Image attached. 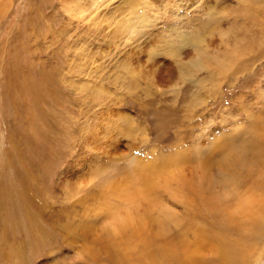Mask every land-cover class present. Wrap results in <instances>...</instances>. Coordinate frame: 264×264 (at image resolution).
Here are the masks:
<instances>
[{"label":"rangeland","instance_id":"rangeland-1","mask_svg":"<svg viewBox=\"0 0 264 264\" xmlns=\"http://www.w3.org/2000/svg\"><path fill=\"white\" fill-rule=\"evenodd\" d=\"M248 4L0 0V264H227L210 238L198 260L162 254L183 239L196 249L200 230L244 242L242 263L264 264V216L238 209L247 198L264 205V155L240 172L233 196L189 187L204 174L198 153L216 178L221 145L264 136V46L248 42L264 36V13ZM182 153L175 174L189 185L163 180L156 190L180 224L158 225L162 209L144 199L131 213L104 193L110 183L126 188L139 160L162 165ZM112 211L151 218L149 249L111 227ZM226 214L237 223L225 225Z\"/></svg>","mask_w":264,"mask_h":264},{"label":"bare ground","instance_id":"bare-ground-1","mask_svg":"<svg viewBox=\"0 0 264 264\" xmlns=\"http://www.w3.org/2000/svg\"><path fill=\"white\" fill-rule=\"evenodd\" d=\"M252 1L253 0H250V4ZM250 4H248V6L251 7L252 11L254 10L258 14L261 13L260 11L262 9L260 8L261 9L260 10L259 7L262 5V8H263L262 13H264V0H254V3L252 2V4L251 5ZM210 10H212V8ZM217 11L216 10L210 11V12L208 11L209 13L207 14V15H209L210 20L214 24L216 22H220L218 20L219 17L216 16ZM262 16L264 17L263 14H262ZM252 19L254 20V18H252ZM207 22H210V21L206 20V22L201 23L200 25L204 26ZM260 25H258V27ZM197 28L200 30V27H197ZM203 29H205V28H203ZM260 30H261V27H260ZM194 32L197 33L196 31H194ZM260 32L261 31H259V33ZM250 34H251V32H250ZM196 35L198 36V34H196ZM257 37L258 36H256V38ZM262 38H263V40H262ZM192 40L195 44L199 43L198 39L196 40L195 38L192 39L189 37L187 38L186 41H183V42L185 44H187V43H189V41H192ZM256 40L257 39L252 38L248 42L252 46V48L257 45V47L260 50L262 48V46H264V36L261 37V39H259L258 41H256ZM236 41H237V39H236ZM198 52L201 55H205L201 49H199ZM248 52H251V51L248 49L247 50H241V53H240L241 56L240 57L246 56L248 54ZM222 67L224 69V66H222ZM219 68H221V67H219ZM219 71H221V70H219ZM258 123L259 122L257 121L254 124L253 130L262 129L260 127H257ZM221 146L222 147L220 149L224 152L223 154H225V155L222 158L221 165L219 167L218 175L216 178L212 177L211 167L209 166L210 163H206V161H207L206 157H200L201 155H204L200 152V153H198L196 160H200V158H201L199 163H201V166L204 167V168L201 167L204 174L202 175L201 181H196L195 183H191L189 185L188 182L186 181L187 179H185L184 177H179L180 175L178 176L177 174H175V173H178L180 170L184 169V167L186 166L184 164L188 160V157L182 153V154H178V155L172 157L169 160L167 159L166 163L162 164V165H158L155 163L145 164V162L139 160L130 172V182L129 181L127 183L125 182L127 184L126 188H124L123 190H120L119 188L116 189L115 187H117V185L110 183L107 186H104L105 190H106V191H104V193L106 192L105 194H108L109 191H111L112 193L114 191L116 193H118L117 195H119L120 198L122 197L121 199L123 201V208H125L126 210H129V212H131V213H134V211L137 209V205H136L137 199L138 198L141 200L144 199L143 202H145V200H146L147 204H149L147 206L148 207L150 206V208L152 210L155 208L162 209V211L160 210L162 212L161 213L162 215H160L161 217H158V221H157L159 223L158 225H162L163 227H165L166 225H168L167 222L180 224L179 219L174 217L171 214V212H168L167 210L162 208L163 204L156 197V190L159 188L160 183L163 180H165L167 182L169 180H176L177 179L182 185H184V186L189 185V187L193 188V190L196 186V183L198 185L197 187H200L202 185L205 186V184H207V188L210 190L215 186L216 187L219 186V187H223V189L225 188V190H226L225 193L228 192L229 194H231L233 196L234 188L236 187L235 184L238 182L237 180L239 179L240 172L244 171L245 169L248 171L251 167L255 166L258 162V159L264 155V136L260 135V134L255 135L254 137H251L248 140V142L237 146L236 148H238V149H236L235 147L230 148V146H228L227 144H224ZM212 164L214 165V163H212ZM229 174L232 176V180L227 178ZM218 177H222L223 179L219 180ZM165 187H163V188H165ZM167 188H168V186H167ZM173 193L175 194V192H173ZM113 194H111V195H113ZM208 201H209V199H208ZM254 201H252L249 198H247L244 201L242 200V203L238 206V209L241 208L242 210L251 211L249 213L251 219L260 218V220H261V218L264 216V205H262V203L256 204V202H254ZM111 208L117 211L120 209V206L112 205ZM156 211H158V210L156 209ZM112 213H113V211H112ZM131 213L126 214V216H124V218H120L117 215V214H119L117 212L113 213L112 217L114 218V220H113L114 223H113V225H111V227H116V228L118 227L117 228L118 230L125 231V232L130 231L133 236L136 235L137 237H140L144 242L142 244H145L148 248L150 246L149 245L150 243H149V240L147 238L143 239V237H144L143 231H144V228L147 226L146 225L147 220H151V218L147 217V216H146L147 218L146 217H136V216L131 215ZM108 216H109V214H108ZM156 216H157V214H156ZM221 220L223 223H225V225H227V224L233 225V224L237 223V220L235 219L234 216H229L227 214L222 215ZM105 228H107V227H105ZM161 233L162 234H160V233L158 234L159 237H160V235L164 234L162 231H161ZM198 234H199L200 238L198 239V241L196 240L197 242H195V244H194V246H196L195 247L196 249H194V250L188 249V248L184 249V247H187L186 245L189 244V241H186L183 239V240L177 241L179 244H176L177 242H174L173 245L166 246L162 254H164L167 257H171L173 260L181 259L182 256L180 258H177L181 254H184L187 257V259H189V260H198V259H200V255H201V251H202V247H203V244H200V243H203V240H205L204 238H206V239L210 238L212 242L218 243L217 248L216 249L214 248L212 250H215V253L217 255L221 256L224 259V261L227 262V264H243L242 262H245L246 258L249 256L250 249L245 247L244 242L243 243L241 241H237V242H233V243L230 241L227 242V241H225V237H222L221 239H219L217 235L208 234L207 232L203 233V231H201V230L198 231ZM156 239H158V238L156 237ZM192 246H193V244H192ZM147 248H146V252H147Z\"/></svg>","mask_w":264,"mask_h":264},{"label":"snow or ice","instance_id":"snow-or-ice-1","mask_svg":"<svg viewBox=\"0 0 264 264\" xmlns=\"http://www.w3.org/2000/svg\"><path fill=\"white\" fill-rule=\"evenodd\" d=\"M54 259V258H53Z\"/></svg>","mask_w":264,"mask_h":264}]
</instances>
